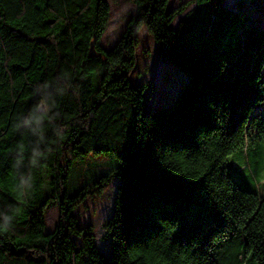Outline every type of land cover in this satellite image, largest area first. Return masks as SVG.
<instances>
[{
  "label": "trees",
  "instance_id": "1",
  "mask_svg": "<svg viewBox=\"0 0 264 264\" xmlns=\"http://www.w3.org/2000/svg\"><path fill=\"white\" fill-rule=\"evenodd\" d=\"M132 2L107 50V0H0V264H264V197L226 162L264 143V29L225 0ZM143 28L187 78L153 111ZM114 179L104 254L76 211Z\"/></svg>",
  "mask_w": 264,
  "mask_h": 264
},
{
  "label": "rangeland",
  "instance_id": "2",
  "mask_svg": "<svg viewBox=\"0 0 264 264\" xmlns=\"http://www.w3.org/2000/svg\"><path fill=\"white\" fill-rule=\"evenodd\" d=\"M110 5V19L103 36L102 44L109 50L120 38L122 31L135 13L136 6L132 0H107ZM193 0H170L168 11L171 12L186 2ZM225 6L235 12L244 11L249 16L254 26L264 29V0H225ZM181 20L178 17L172 28L176 29ZM140 48L137 52V65L131 76V82L134 85L149 84L146 92V110L153 111L162 105H165L176 90L181 89L187 81L184 72L171 62H163L156 56V48L152 36L143 28L139 34ZM147 50L151 53L146 57L142 53ZM259 111L264 113V103ZM108 158L95 157L97 164H103L107 167ZM227 173L232 180L242 188L256 191L264 197V143H262L257 152L248 158L247 162L240 159L237 152L227 157ZM105 163V164H104ZM118 185L117 179L106 189V195L103 200H93L89 198L83 204L76 214L82 223L92 222L96 228V238L99 250L107 254L109 251V240L103 224L112 216L114 205V194ZM59 210L57 206H52L47 210V229L46 232H53L58 226Z\"/></svg>",
  "mask_w": 264,
  "mask_h": 264
},
{
  "label": "water",
  "instance_id": "3",
  "mask_svg": "<svg viewBox=\"0 0 264 264\" xmlns=\"http://www.w3.org/2000/svg\"><path fill=\"white\" fill-rule=\"evenodd\" d=\"M93 52V51H92Z\"/></svg>",
  "mask_w": 264,
  "mask_h": 264
}]
</instances>
